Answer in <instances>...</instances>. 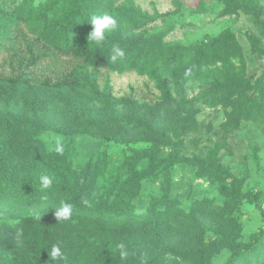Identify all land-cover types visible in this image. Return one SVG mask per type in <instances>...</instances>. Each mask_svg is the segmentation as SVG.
<instances>
[{
  "label": "trees",
  "instance_id": "obj_1",
  "mask_svg": "<svg viewBox=\"0 0 264 264\" xmlns=\"http://www.w3.org/2000/svg\"><path fill=\"white\" fill-rule=\"evenodd\" d=\"M222 1L228 14L240 10L264 29L262 11L255 0ZM104 13L115 15L118 26L106 32V41L97 48L87 40L94 27L87 20ZM118 14L111 0H0V49L6 45L10 54L3 59L9 73L0 74V81L6 84L0 106V264H120L117 245L124 241L122 228L156 225L160 223L159 212L164 215L173 210L172 199L166 193L152 197L142 212H137L133 199L139 194L149 166L156 164V150L174 145L169 136L192 130L196 102L222 105L224 130L236 128L243 118L255 117L259 125H264V70L258 76H246L228 56L221 60L216 49L231 36L228 32L206 34L188 45L163 47L151 36L138 37L122 31ZM249 39L255 51L264 55V45L258 38ZM230 40L239 51V43L233 36ZM117 44L126 55L122 63L113 64L109 55ZM229 50L228 46L223 48ZM99 68L145 74L158 91L153 97L156 110L176 122L160 127L139 116L138 119L136 102L116 99L109 90L99 89L94 77ZM187 68H192V75L186 78ZM196 82L198 91L189 96ZM37 88L52 90L54 95L63 91L86 93L100 102L108 112L109 137L133 144L145 142L134 165L146 160L147 167L127 178L113 177L104 192L88 167L74 173L67 155L48 151L24 129L28 121L12 113L14 96L23 91L30 97ZM117 100L127 107L125 121L114 108ZM47 173H55L57 180L50 189L41 191L40 177ZM45 196L47 199H43ZM248 197L258 201L254 192ZM61 200L73 206L68 220L55 217L54 207H59ZM258 237L260 233L253 234L242 249L232 242L227 264L254 253ZM58 242L64 259L51 261L48 251ZM211 257L206 254L200 264H209Z\"/></svg>",
  "mask_w": 264,
  "mask_h": 264
},
{
  "label": "rangeland",
  "instance_id": "obj_2",
  "mask_svg": "<svg viewBox=\"0 0 264 264\" xmlns=\"http://www.w3.org/2000/svg\"><path fill=\"white\" fill-rule=\"evenodd\" d=\"M255 2L264 21V0ZM111 4L119 13L122 31L151 36L163 47L188 45L206 34L228 32L240 50L236 52L230 36L216 49L221 60L228 56L246 76H258L264 70V55L255 51L249 39L256 37L264 45V29L240 10L228 14L222 0H111ZM226 46L231 50L223 51ZM5 47L0 49L3 75L9 73L6 59L3 62L10 55ZM94 77L100 90H109L116 99L136 102L138 119L160 127L176 122L156 110L153 97L158 91L145 74L99 68ZM198 83L189 89V96L197 93ZM5 92L6 84L0 81V106ZM115 102V110L125 121L126 105L121 100ZM195 108L191 131L169 136L174 145L154 148L156 164L148 165L139 194L133 199L137 212H142L152 197L166 193L173 210L164 215L159 212L160 223L156 225L122 228L128 255L120 264H200L209 253V264H227L232 242L242 249L253 234L259 233L254 253L237 257L231 264H264V125H259L255 117L243 118L236 128L224 130L222 105L198 101ZM11 110L21 121H28L24 129L48 151L53 152L47 143L51 137H63V155L70 158L72 171L79 173L88 167L102 192L108 190L113 177L127 178L147 167L146 160L134 165L145 142L133 144L110 138L107 110L86 93L63 91L54 95L52 90L37 88L29 97L19 91ZM250 192L256 193L258 201L248 197ZM118 229L121 227L116 232Z\"/></svg>",
  "mask_w": 264,
  "mask_h": 264
},
{
  "label": "clouds",
  "instance_id": "obj_3",
  "mask_svg": "<svg viewBox=\"0 0 264 264\" xmlns=\"http://www.w3.org/2000/svg\"><path fill=\"white\" fill-rule=\"evenodd\" d=\"M92 25L94 26L92 31L89 33L87 40H90L97 48H99L106 41V32L111 33L114 31L118 22L113 14L104 13L102 15H97L92 17L90 20ZM125 50L121 48L118 44L113 45L110 51L109 59L113 64L122 63L125 59ZM192 75V68H187L184 71V76L190 77ZM48 147L51 151L56 154L63 155L64 154V138L61 136H53L48 141ZM57 180L55 173H47L40 177L41 181V191L46 189H50ZM43 199H47V197H43ZM87 203V202H85ZM55 209V217L57 220H68L72 216L73 206L70 203H66L64 200L60 201L59 207H54ZM19 235V233H18ZM117 249L119 251L120 256L126 257L128 255L126 246L121 243L117 245ZM49 257L51 261H57L64 259V254L62 252L60 243H56L52 245Z\"/></svg>",
  "mask_w": 264,
  "mask_h": 264
}]
</instances>
